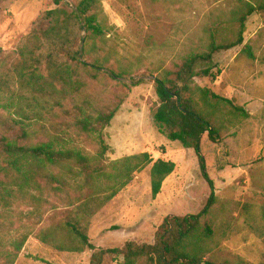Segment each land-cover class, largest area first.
Masks as SVG:
<instances>
[{
	"label": "rangeland",
	"instance_id": "1",
	"mask_svg": "<svg viewBox=\"0 0 264 264\" xmlns=\"http://www.w3.org/2000/svg\"><path fill=\"white\" fill-rule=\"evenodd\" d=\"M100 3L108 33L98 56L107 61L93 78L84 75L88 83L86 94L99 109H118L103 131L109 147L104 161L107 177L97 184L101 192L95 194L96 202L112 193L115 197L91 219L88 236L96 250L120 248L126 241L152 244L163 218L196 215L203 209L210 190L200 176L194 152L182 148L178 142L168 141L153 122L151 110L157 103L154 78L163 69L175 68L191 52L203 51L209 35L218 29L222 39L232 40L230 16L237 0H100ZM54 8L49 0H0L2 57L8 62L16 61L19 47L32 31L49 24L46 14ZM243 38L241 46L215 55L214 64L220 70L216 79L195 77L193 83L232 100L248 114L246 118L227 115L226 130L217 144L210 143L206 135L201 139V153L217 198L208 218L216 230L210 244L211 255L229 262L264 264L263 12L248 18ZM86 49H92L91 45ZM247 50L252 52V58L247 56ZM91 57L86 56L85 61L90 62ZM109 70L116 75L121 73L122 77H110ZM132 81L138 84L133 86ZM27 96L15 81L10 82L2 94L0 102L4 109L0 108V116L17 118V107L20 104L25 109ZM55 114L61 117L56 110ZM42 115L43 119L32 122L34 142L41 134L39 124L48 128L49 121L65 123L56 116L50 120L46 112ZM66 133L65 147L95 156L97 146L92 137L80 136L72 129ZM144 153L153 161L160 159L175 165L155 198L150 192L152 164L133 174L118 164ZM53 204L58 212L63 208L60 201ZM51 214L44 216L34 232L50 225ZM91 254L88 249L81 253L59 252L30 236L15 264H89ZM104 264H114L112 257L106 256Z\"/></svg>",
	"mask_w": 264,
	"mask_h": 264
},
{
	"label": "trees",
	"instance_id": "2",
	"mask_svg": "<svg viewBox=\"0 0 264 264\" xmlns=\"http://www.w3.org/2000/svg\"><path fill=\"white\" fill-rule=\"evenodd\" d=\"M49 1L55 6L46 14L49 24L30 33L18 49V59L8 62L0 50V101L12 81L29 95L25 109L20 104L17 107V118L0 116V264H15L30 236L59 252L88 249L92 251L89 264H104L106 256L112 257L114 264H243L211 255L216 230L208 218L217 198L201 153V139L206 135L210 143L217 144L226 130L227 115L246 118L248 114L232 100L195 86L193 79H216L220 70L214 64L215 55L243 44L247 20L256 12L264 13V0H237L230 16L232 40L222 39L218 29L209 35L203 51L191 52L175 68L163 69L154 78L157 103L151 110L153 122L168 141L194 152L200 176L210 190L203 209L196 215L163 218L152 244L126 241L120 248L104 250H96L90 243L88 229L92 217L115 197L112 193L96 202L95 194L101 192L97 184L107 177L104 161L109 147L103 131L118 108H97L86 94L84 75L93 78L105 67L107 58L99 57L98 52L107 26L101 17L100 0ZM88 44L92 49H86ZM246 53L253 57L250 50ZM86 56H92L88 63ZM109 75L122 77L113 70ZM0 108L4 109L1 102ZM42 112L50 120L56 116L65 123L49 121L48 128L39 124L41 134L34 142L32 122L43 119ZM69 129L93 138L97 146L94 157L65 147ZM118 164L129 174L152 164L153 198L175 169L172 162L153 161L146 153ZM54 201H60L63 210H54ZM49 212L50 225L34 232Z\"/></svg>",
	"mask_w": 264,
	"mask_h": 264
},
{
	"label": "crops",
	"instance_id": "3",
	"mask_svg": "<svg viewBox=\"0 0 264 264\" xmlns=\"http://www.w3.org/2000/svg\"><path fill=\"white\" fill-rule=\"evenodd\" d=\"M110 205H113V204H110ZM124 243H125V242H124ZM124 243H123V244H124ZM123 244H122V245H123Z\"/></svg>",
	"mask_w": 264,
	"mask_h": 264
}]
</instances>
